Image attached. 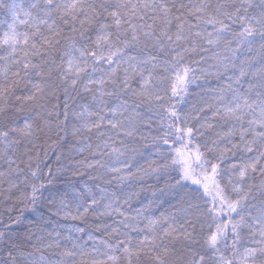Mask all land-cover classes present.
<instances>
[{
    "label": "snow or ice",
    "instance_id": "6c2138e0",
    "mask_svg": "<svg viewBox=\"0 0 264 264\" xmlns=\"http://www.w3.org/2000/svg\"><path fill=\"white\" fill-rule=\"evenodd\" d=\"M0 63V197L36 213L0 264H264V0H0Z\"/></svg>",
    "mask_w": 264,
    "mask_h": 264
},
{
    "label": "trees",
    "instance_id": "16d2710c",
    "mask_svg": "<svg viewBox=\"0 0 264 264\" xmlns=\"http://www.w3.org/2000/svg\"><path fill=\"white\" fill-rule=\"evenodd\" d=\"M215 2V0H213ZM233 2H245V0H233ZM251 3L253 4H258L259 0H250ZM211 30V29H209ZM4 67L3 63H0V69ZM197 84L199 86H192L189 89L190 95L187 100L191 101V103H187L184 105V107L181 109L182 111H188L191 108V104L195 103L196 97L199 93H201L202 90H206L208 88H214L217 86V81L209 77L208 82H202L198 81ZM15 107H18V105H15ZM161 133L158 131H153L152 135H160ZM62 149L64 151H67L69 147H71V142L68 145H64L63 141H61ZM61 148L54 149L53 151L59 152L62 150ZM164 151H167V149H163ZM53 151H49V157L51 161H55L56 157L53 155ZM84 155H87L85 153ZM82 158V157H78ZM151 159H157V157L153 156ZM65 179H72L70 176L64 177ZM256 182H259V176L255 178ZM165 181L161 179L159 182L153 179H149L145 185L144 191L140 193L139 199L134 200L132 202V207H133V212L132 214L134 215L135 212L134 210L136 208H139L141 204L147 205L148 201L153 199V192L156 193V197L160 196V193L158 189H162L164 187ZM7 189V184H3L2 187H0V192L4 193V196H7L8 193L5 191ZM24 189L21 188V191ZM15 192V190H13ZM19 193H16L15 195L12 196L11 202H8L3 199V197H0V218H2L6 223L11 224L13 232H19L21 234L25 233L29 228H31V221L36 219V213L32 212L31 208L29 207L27 210L23 211V217L21 219V222L19 225H16L13 223V221L16 219V217L21 216V210L24 209V205L22 203H19L16 199V196H18ZM169 203H175V201H169ZM169 203H165L163 207L160 208H151L150 212L152 215L155 217H159L160 214L163 212L165 215L168 214V212L171 210L169 207ZM8 209H12V211L9 213ZM9 215L11 216V220H9ZM99 221L94 218V217H89L86 221L83 220H71V219H63V218H58V223L57 221L53 222V227H57L58 229H62L65 231L61 232V235H67L68 232L66 230L68 229H75L77 227L83 228L84 232L82 233H76L77 236H79L83 241H86L88 246L91 247L92 241L88 240V236L91 234L93 236L99 237L100 239L105 238V234L103 232L97 231L95 228V225L98 224ZM166 226V225H165ZM35 231V229H33ZM48 231H51V228H48ZM44 254L46 256H52L54 257V254L57 250L55 249H44ZM79 260V257L77 258ZM90 257H85L84 259V264H90Z\"/></svg>",
    "mask_w": 264,
    "mask_h": 264
}]
</instances>
